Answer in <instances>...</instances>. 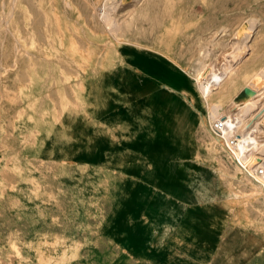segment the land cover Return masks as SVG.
I'll use <instances>...</instances> for the list:
<instances>
[{
    "label": "rangeland",
    "instance_id": "rangeland-1",
    "mask_svg": "<svg viewBox=\"0 0 264 264\" xmlns=\"http://www.w3.org/2000/svg\"><path fill=\"white\" fill-rule=\"evenodd\" d=\"M123 2L125 9L116 16L125 38L165 51L187 65L200 49H210L215 63L227 55L226 60L235 61L231 77L235 92L264 84V60L251 67H244L241 61L244 52L257 56L263 47L264 0H152L148 8L142 7L143 0ZM100 3L0 0V264L124 262L104 236H109L110 191L71 182L64 176V155L50 153L63 132L65 117L84 112L87 103L89 108L104 105L100 100L105 98L102 89L108 79L104 76L114 77L124 63L131 62L128 49L106 38L104 25L97 21ZM252 17L258 19L255 33L244 43L243 52L234 45L226 46L244 38ZM222 68L220 63L210 66L207 78L213 80L215 71ZM219 78L222 82L226 74L221 72ZM84 82L89 87L83 95L93 98V103L90 99L83 103L80 92L74 93ZM242 91L235 96L238 102L248 97ZM232 95L226 93L211 102V113L206 102L194 104L188 118L193 126V147L208 154L196 161L218 174L223 172L219 166L227 162L218 146L210 148V114L214 116V109L228 105ZM65 141L69 142L68 137ZM221 180L215 188L240 205L239 214L245 215L241 225L258 248L263 245L246 261L264 264V197L252 185L236 184L230 174ZM21 231L38 237L21 239ZM23 248L33 254H26ZM237 257L232 255V263L237 264Z\"/></svg>",
    "mask_w": 264,
    "mask_h": 264
},
{
    "label": "crops",
    "instance_id": "crops-1",
    "mask_svg": "<svg viewBox=\"0 0 264 264\" xmlns=\"http://www.w3.org/2000/svg\"><path fill=\"white\" fill-rule=\"evenodd\" d=\"M134 53L129 50L131 64L124 63L114 77L104 76V105L89 108L87 103L84 112L65 117L70 122H63L51 154L59 147L67 153L60 152L67 166L64 176L71 182L110 191L109 236H104L123 264H234L232 255L238 256L237 264H255L247 256L263 245L258 248L241 225L245 215L239 214L240 205L214 198L209 184L196 177L193 160L208 154L193 147L191 113L183 119L180 103L161 101V87L137 92L127 87L129 75L139 73L132 65ZM84 90L80 95L86 103L90 98ZM18 233L21 239L38 237L31 231Z\"/></svg>",
    "mask_w": 264,
    "mask_h": 264
},
{
    "label": "bare ground",
    "instance_id": "bare-ground-1",
    "mask_svg": "<svg viewBox=\"0 0 264 264\" xmlns=\"http://www.w3.org/2000/svg\"><path fill=\"white\" fill-rule=\"evenodd\" d=\"M151 2L152 0H143L142 7L148 8ZM124 5L125 2H123V0H101L96 19L99 23L104 25L106 34H108L106 38L115 41L119 47H127L129 48L128 51L132 50L135 52L132 65L134 68L138 69L139 73L134 72L132 75H129L130 80L127 83V87H130L134 92L161 87L164 91V99H161V101H165L166 104L180 103L182 105L181 114L183 115V119L188 117L190 113L192 114L189 109H193L194 104L197 106V103L200 104L204 101L208 104L210 112L212 110L210 107L211 102L214 100L218 101L224 94H231L233 92L229 100L231 102L228 105H223L220 108L214 109V116L210 114L211 125L217 119H227V128L224 131V137L215 133L208 135L210 136V148L217 149L218 146V150L223 154V158H226L227 163H223V165L219 166L223 172L218 174L211 170V168H208V166L196 160H193V167L196 169L198 168V176H196L198 181L213 185L211 187V195L214 198L221 199L226 196L225 192L217 191V188L214 186L225 174L232 175L236 184L243 186L252 185L254 187V192L264 197V176L254 178L245 172L240 165V163L247 160L249 156L255 154H258L260 156L259 158L264 159V141H262L264 137V84L260 87L251 86L252 84L246 86L252 88L255 94L246 98L244 101H236L235 96L246 87L235 92V87L231 85V77L236 70L235 61L233 59L228 60L230 59L229 57L226 60V55L225 58L223 57L217 62L223 66L221 70L222 74H226V78L222 82L219 78L221 72L218 70L215 71L214 78L210 81L207 78L210 66L216 67L217 65L215 62H211L210 49H200L197 56L193 55L191 64L187 65L183 64L184 62L180 63L165 51L125 38L119 24V19L116 16L118 10L125 9ZM130 10L135 11L133 9ZM147 14H149L148 10ZM257 20V17H252L249 20L250 25L243 39H235L234 42L228 43L226 46L234 45L237 47L238 52L242 53L245 48L244 43L255 33ZM244 54L245 56H242L243 59H240L242 65L244 64V67L254 66L259 60H264V44L257 56H249L246 52H244ZM224 66H226V68ZM88 87L89 85L85 82L80 88L78 87L74 93L78 95L81 90L88 89ZM69 122L70 120L67 121L66 124ZM230 128H237L243 135V140L240 142L239 149L232 152L227 149L226 145V138H228L227 136L229 135ZM250 130L251 132L253 131L254 135H249ZM62 149V147H59V151L56 155L60 154V152L67 155L64 149ZM52 150L53 149H51L50 153L53 152ZM198 164H202L207 168H199ZM220 182H222V180Z\"/></svg>",
    "mask_w": 264,
    "mask_h": 264
},
{
    "label": "built area",
    "instance_id": "built-area-1",
    "mask_svg": "<svg viewBox=\"0 0 264 264\" xmlns=\"http://www.w3.org/2000/svg\"><path fill=\"white\" fill-rule=\"evenodd\" d=\"M226 128H227V119H223V118L215 120L211 125V129L213 133L223 137L225 136L224 131ZM251 130L249 135L251 134L254 135L253 131L251 132ZM227 137H228L226 138L227 149L231 152L239 149L240 142L243 140L242 133L239 132L237 128H230L229 135ZM255 155L249 156L247 160H244L243 162L240 163L241 168L254 178L264 176V159L259 158L260 156L258 154Z\"/></svg>",
    "mask_w": 264,
    "mask_h": 264
},
{
    "label": "water",
    "instance_id": "water-1",
    "mask_svg": "<svg viewBox=\"0 0 264 264\" xmlns=\"http://www.w3.org/2000/svg\"><path fill=\"white\" fill-rule=\"evenodd\" d=\"M243 92H244L248 97L253 96V95L255 94V91H254L252 88H250V87H246V88H244V89H243ZM248 97H247V98H248Z\"/></svg>",
    "mask_w": 264,
    "mask_h": 264
},
{
    "label": "trees",
    "instance_id": "trees-1",
    "mask_svg": "<svg viewBox=\"0 0 264 264\" xmlns=\"http://www.w3.org/2000/svg\"><path fill=\"white\" fill-rule=\"evenodd\" d=\"M244 94V92H242V95ZM246 99V98H245Z\"/></svg>",
    "mask_w": 264,
    "mask_h": 264
}]
</instances>
